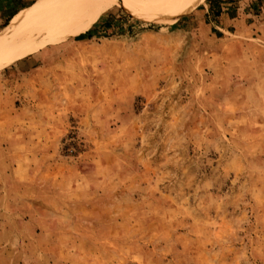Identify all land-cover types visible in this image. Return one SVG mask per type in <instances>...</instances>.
Returning a JSON list of instances; mask_svg holds the SVG:
<instances>
[{
    "label": "rangeland",
    "instance_id": "1",
    "mask_svg": "<svg viewBox=\"0 0 264 264\" xmlns=\"http://www.w3.org/2000/svg\"><path fill=\"white\" fill-rule=\"evenodd\" d=\"M0 264H264V0L124 1L0 71Z\"/></svg>",
    "mask_w": 264,
    "mask_h": 264
},
{
    "label": "bare ground",
    "instance_id": "2",
    "mask_svg": "<svg viewBox=\"0 0 264 264\" xmlns=\"http://www.w3.org/2000/svg\"><path fill=\"white\" fill-rule=\"evenodd\" d=\"M128 0H41L26 7L9 32L0 33V71L49 44L82 34L104 11ZM150 12L178 9L198 0H130Z\"/></svg>",
    "mask_w": 264,
    "mask_h": 264
},
{
    "label": "crops",
    "instance_id": "3",
    "mask_svg": "<svg viewBox=\"0 0 264 264\" xmlns=\"http://www.w3.org/2000/svg\"><path fill=\"white\" fill-rule=\"evenodd\" d=\"M10 10H9V12L7 13L6 12V14H4V16L0 19V24H2V22L4 21V19L7 17H12V15H14L15 13H16V9H14L15 8V5H13V7L11 6V7H8ZM196 14H198V11H197V13ZM180 14L179 13H177V12H169V13H166L165 15L164 14H162V13H159V14H155L154 15V17L155 18H160V19H157V20H159V21H166V20H171V21H176V20H178L179 18H180ZM190 15H186L185 17H189ZM202 17H204V15H198L197 17H195V18H202Z\"/></svg>",
    "mask_w": 264,
    "mask_h": 264
}]
</instances>
